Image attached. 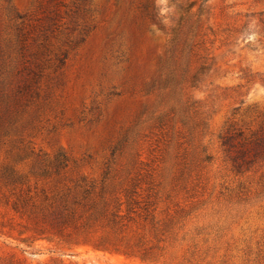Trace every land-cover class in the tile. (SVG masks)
<instances>
[{
	"label": "rangeland",
	"instance_id": "rangeland-1",
	"mask_svg": "<svg viewBox=\"0 0 264 264\" xmlns=\"http://www.w3.org/2000/svg\"><path fill=\"white\" fill-rule=\"evenodd\" d=\"M263 136L264 0H0V264H264Z\"/></svg>",
	"mask_w": 264,
	"mask_h": 264
},
{
	"label": "trees",
	"instance_id": "trees-1",
	"mask_svg": "<svg viewBox=\"0 0 264 264\" xmlns=\"http://www.w3.org/2000/svg\"><path fill=\"white\" fill-rule=\"evenodd\" d=\"M203 68H199V70L196 71L195 74L191 76V84L197 81V77L200 75L201 70ZM173 72H169L167 74V79L165 80V84L171 83L173 86H175L176 81L175 77L173 76ZM174 93V91H172ZM195 102L186 99L181 104L180 112H181V123L186 128L187 131V143L189 146H192L191 150V157L198 159L200 155H203L205 152L203 149H201V146L199 145L198 141L196 140L197 136L200 134L201 130L205 128V122L204 117L201 113H197L195 110ZM241 134H238V137H240ZM127 136H124V138L119 142L118 147L119 149L123 148V146L127 143ZM262 150L264 154V136L261 142ZM260 146V145H259ZM118 150V149H115ZM114 153V152H113ZM255 156V155H254ZM195 159V160H196ZM204 159H207L206 156H204ZM109 170L105 172L104 180H103V186L106 184V180L109 176ZM104 193V190H103ZM104 202L102 200H99L98 202L93 203L89 208V213L86 218V223L83 225L86 226L90 221L95 220L96 218L100 217L102 213L104 212ZM144 260V259H142Z\"/></svg>",
	"mask_w": 264,
	"mask_h": 264
}]
</instances>
